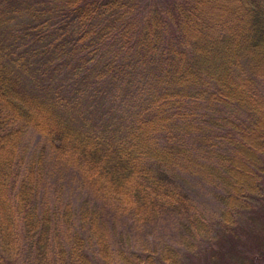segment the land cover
<instances>
[{
	"label": "trees",
	"instance_id": "trees-1",
	"mask_svg": "<svg viewBox=\"0 0 264 264\" xmlns=\"http://www.w3.org/2000/svg\"><path fill=\"white\" fill-rule=\"evenodd\" d=\"M38 3H56L58 21L32 6L33 36L0 51V264L23 249L88 264L83 230L109 258L99 228L110 214L93 200L124 193L150 217L178 213L189 206L183 169L226 185L233 211L261 195L264 0ZM217 107L247 110L249 124L224 133ZM69 176L88 192L80 206L66 200Z\"/></svg>",
	"mask_w": 264,
	"mask_h": 264
},
{
	"label": "rangeland",
	"instance_id": "rangeland-1",
	"mask_svg": "<svg viewBox=\"0 0 264 264\" xmlns=\"http://www.w3.org/2000/svg\"><path fill=\"white\" fill-rule=\"evenodd\" d=\"M155 1L157 0H139V11L146 5H153ZM32 6L44 12L43 18L39 19L42 23L58 21L56 3L41 6L38 0H0L1 52L10 44L18 42L20 46L27 37L33 36L32 29L27 27L34 24V19L30 20L28 17V9L34 10ZM20 15H23V20L17 17ZM15 16V21H10ZM40 57L41 55L35 56L34 60ZM29 58L30 52H27L21 62L25 65L26 59ZM202 106L204 108L207 104L203 102ZM215 109L216 114L213 117L217 121V127L232 136H235L233 126L247 127L251 119L247 110L241 111L237 107ZM228 124L232 127H226ZM165 136L162 135V143ZM27 141L31 142L29 147L32 151L35 149V143L39 141V136L31 134ZM218 149L226 151L225 147ZM28 150L29 148L26 151ZM261 165L264 183V159ZM197 171L198 169H183L178 172V182L188 194L189 205L178 213H162L157 209L159 212L156 216L150 217L145 210H135L129 205L132 200L124 193L116 194L118 200L112 203L102 198L93 200V207L97 205L101 215L104 216L107 211L110 214L99 229L103 228L101 230L111 240L112 251L110 257L104 259L98 254L97 241L92 233L82 229L86 234V252L92 259L88 264H126L127 260H137L142 264H264V186L258 198H250L248 209L233 211L224 202L228 195L227 186L206 175L203 179L204 174ZM67 185L69 198L66 197V200L71 201L74 206H80L87 200L88 192L80 179L69 176ZM173 203L175 200L171 202ZM67 234L71 237L73 231L68 229ZM28 251L29 249H23L18 255L6 257L4 264H68L66 260L62 262L57 259L39 261Z\"/></svg>",
	"mask_w": 264,
	"mask_h": 264
}]
</instances>
